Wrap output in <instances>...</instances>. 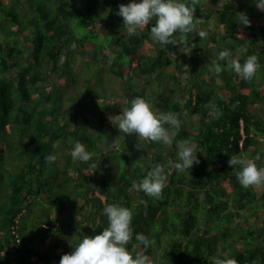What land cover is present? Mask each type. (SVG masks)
Here are the masks:
<instances>
[{
	"label": "trees",
	"instance_id": "trees-1",
	"mask_svg": "<svg viewBox=\"0 0 264 264\" xmlns=\"http://www.w3.org/2000/svg\"><path fill=\"white\" fill-rule=\"evenodd\" d=\"M185 2L199 22L160 45L150 25L127 33L115 12L128 0H0V264H58L107 226L101 211L110 203L131 209L126 248L147 264H212L213 256L264 264V183L260 194L243 187L228 165L238 153L264 167V11L254 0ZM185 44L190 55L180 52ZM224 49L241 63L254 54L261 67L250 80L211 72ZM102 71L124 81L114 102L98 84ZM136 96L182 120L172 145L125 136L110 122ZM178 140L198 152L183 172L174 167ZM76 141L95 153L91 161L71 159ZM156 163L167 174L160 196L133 190Z\"/></svg>",
	"mask_w": 264,
	"mask_h": 264
},
{
	"label": "clouds",
	"instance_id": "clouds-1",
	"mask_svg": "<svg viewBox=\"0 0 264 264\" xmlns=\"http://www.w3.org/2000/svg\"><path fill=\"white\" fill-rule=\"evenodd\" d=\"M255 7L264 11V0H254ZM195 8L185 0H128L127 4H119L115 14L122 18V24L127 33L137 34L141 27L150 25L151 40L160 45H168L173 33H190L194 29V21L199 18L194 16ZM239 24L242 27L250 25V20L243 12H237ZM197 35L201 38L208 36V32L200 30ZM193 48L185 44L180 52L190 55ZM173 58H174V53ZM63 59V57L61 58ZM218 61H224L222 65L215 62L210 71L221 73L225 68L230 69L244 80H250L261 67L256 55H248L244 62L231 59V50L224 49L218 52ZM184 68L188 69L187 66ZM187 75V74H186ZM210 108V114L219 115V109L215 105H206ZM112 124L125 136L135 134L136 137L148 141L160 142L164 145H172L174 133L178 132L182 120L173 112H154L149 104L141 96H136L127 102V107L118 114L109 116ZM168 125L169 127H165ZM118 148V145L110 146ZM176 160L174 167L183 172L194 163H199L196 145L187 140L176 141ZM70 156L76 162H89L95 153L87 150L84 143L76 141L70 150ZM259 157H242L232 154L228 159V165L235 172L238 182L243 187L264 183V167H258L256 160ZM48 165L57 160V155L50 153L44 157ZM92 167L97 165L92 164ZM167 181L164 166L156 163L139 180L132 181V189L143 192L145 196L158 198ZM140 203H145L140 200ZM106 217L107 226L92 236L83 235L70 253L61 255L58 264H147L148 257L142 253L133 255L126 245L132 239L131 228L132 211L130 208L117 203L106 204L101 211ZM135 240L145 249L150 247L152 241L143 233H136ZM212 264H237L234 258L211 257Z\"/></svg>",
	"mask_w": 264,
	"mask_h": 264
},
{
	"label": "rangeland",
	"instance_id": "rangeland-1",
	"mask_svg": "<svg viewBox=\"0 0 264 264\" xmlns=\"http://www.w3.org/2000/svg\"><path fill=\"white\" fill-rule=\"evenodd\" d=\"M214 33V32H213ZM212 33V35H214ZM217 51H218V49H216V50H214L213 51V54H216L217 53ZM98 57V56H97ZM85 58H87V57H85ZM88 59V58H87ZM97 59H100V61L103 63L104 62V59L103 58H97ZM81 64H80V57L78 58V61H77V64H76V66H75V71L76 72H79V71H81ZM101 82L100 83H98V84H104V85H106L107 86V90H108V96L110 95V93H113V96L111 97V100H110V102H114L115 101V99L117 98V97H119V96H121V94H122V88H123V86H124V81L123 80H119V79H116L115 77H113V76H111L110 74H108L106 71H102V73H101ZM97 81V80H96ZM106 88V87H105ZM182 101V100H181ZM125 107L124 106H122V107H120V111H123V109H124ZM113 115V113L112 112H110L109 113V116H112ZM169 146V145H168ZM252 187H253V189L255 190V192H257L258 194H260L261 193V190H262V188H263V183H261V184H254V185H252ZM254 225H258V220H254Z\"/></svg>",
	"mask_w": 264,
	"mask_h": 264
}]
</instances>
